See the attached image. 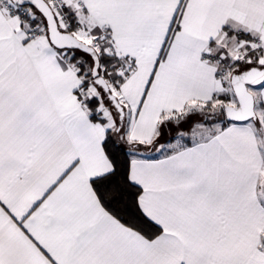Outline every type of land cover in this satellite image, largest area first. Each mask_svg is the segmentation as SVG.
Returning a JSON list of instances; mask_svg holds the SVG:
<instances>
[{"label":"snow or ice","instance_id":"1","mask_svg":"<svg viewBox=\"0 0 264 264\" xmlns=\"http://www.w3.org/2000/svg\"><path fill=\"white\" fill-rule=\"evenodd\" d=\"M0 264H264V0H0Z\"/></svg>","mask_w":264,"mask_h":264}]
</instances>
